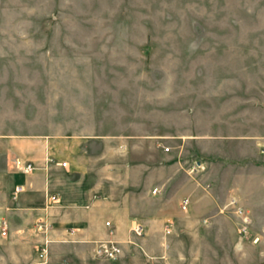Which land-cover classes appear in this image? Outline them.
I'll return each instance as SVG.
<instances>
[{"label":"crops","instance_id":"obj_1","mask_svg":"<svg viewBox=\"0 0 264 264\" xmlns=\"http://www.w3.org/2000/svg\"><path fill=\"white\" fill-rule=\"evenodd\" d=\"M63 56L29 121L0 124V264H45L53 246L111 264H201L204 241L241 243L236 209L264 211V114L235 106L228 66L203 71L194 56L106 80L90 59ZM107 240L118 252L97 256Z\"/></svg>","mask_w":264,"mask_h":264},{"label":"rangeland","instance_id":"obj_2","mask_svg":"<svg viewBox=\"0 0 264 264\" xmlns=\"http://www.w3.org/2000/svg\"><path fill=\"white\" fill-rule=\"evenodd\" d=\"M63 55L90 59L106 80H143L150 66H188L196 56L203 71L228 66L235 106L264 114V0H0V124L29 121ZM240 215L241 243L224 250L204 241L197 261L264 264V211ZM48 252L45 264H111L87 246Z\"/></svg>","mask_w":264,"mask_h":264},{"label":"built area","instance_id":"obj_3","mask_svg":"<svg viewBox=\"0 0 264 264\" xmlns=\"http://www.w3.org/2000/svg\"><path fill=\"white\" fill-rule=\"evenodd\" d=\"M201 165L200 162L198 161H194L193 162V166L191 168V171H194L196 168H199ZM34 168L33 164L31 162H26L24 163L23 165V171L27 172L29 170H32ZM188 199L187 198H184L182 200V205H181V208L183 210H185L188 206ZM231 204H235L234 201L231 202ZM236 212L238 214H242V210L241 208H237L236 209ZM243 220H246L243 218ZM106 225L108 226L109 225V222H106ZM131 231L133 232V234L139 236L141 234H143L144 232V227L142 224H135L132 228H131ZM168 232V230H167ZM239 232L241 233H246V226L243 225L241 227V229L239 230ZM258 240V238H254V242H256ZM118 252V247L116 245V242H113L111 240H107V241H103V242H100L97 249H96V254L97 256L99 257H103V258H111L113 257L116 253ZM39 258L42 259L43 262H45L46 258H47V248L46 247H42L39 249V254H38Z\"/></svg>","mask_w":264,"mask_h":264}]
</instances>
